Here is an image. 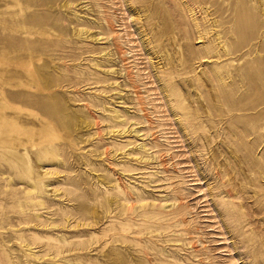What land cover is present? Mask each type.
Instances as JSON below:
<instances>
[{
  "label": "rangeland",
  "instance_id": "obj_1",
  "mask_svg": "<svg viewBox=\"0 0 264 264\" xmlns=\"http://www.w3.org/2000/svg\"><path fill=\"white\" fill-rule=\"evenodd\" d=\"M0 264H264V0H0Z\"/></svg>",
  "mask_w": 264,
  "mask_h": 264
}]
</instances>
